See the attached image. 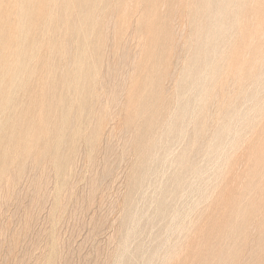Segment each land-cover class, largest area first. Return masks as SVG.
I'll use <instances>...</instances> for the list:
<instances>
[{
  "label": "rangeland",
  "instance_id": "rangeland-1",
  "mask_svg": "<svg viewBox=\"0 0 264 264\" xmlns=\"http://www.w3.org/2000/svg\"><path fill=\"white\" fill-rule=\"evenodd\" d=\"M35 1L0 92V264H264V0H91L83 41L79 0Z\"/></svg>",
  "mask_w": 264,
  "mask_h": 264
},
{
  "label": "bare ground",
  "instance_id": "bare-ground-1",
  "mask_svg": "<svg viewBox=\"0 0 264 264\" xmlns=\"http://www.w3.org/2000/svg\"><path fill=\"white\" fill-rule=\"evenodd\" d=\"M36 1L35 0H12V3L14 5V7L12 6V4H10L12 6V8H15V14L12 12L11 14H13L15 16V23L13 24L14 27H10L8 23H10L12 21V23L14 22V20L10 17V15L8 13H10L9 11L7 12L6 8L8 7H5V10L2 9L1 5H2V0H0V45L2 44L4 46V48H2L3 52L1 53L0 51V92L1 91H4L7 95V92L9 91H13L17 86H18V83L19 81H21L22 79H20L18 81V77L20 74L22 73H26L27 72V65L29 64H26L25 62V59L24 57H26V50H27V46L26 45V40L29 36V31L32 29V27H34V22L30 15L28 13V9L30 7L31 4L35 3ZM49 4H56V0H48ZM201 2V1H200ZM5 3V2H3ZM47 4V2H45ZM130 3V2H129ZM222 0H212V1H209L208 4L211 5H215V13L216 14H221L223 12L222 10ZM39 4V3H38ZM45 4V5H46ZM64 4V3H63ZM68 4V3H66ZM72 4V3H71ZM136 4V3H135ZM7 6L9 5V3L7 2L6 4ZM41 5V4H40ZM98 2H91V0H79L78 2V6L80 8V14L82 15L79 20H78V25H79V37L80 39L83 41L85 39V28H88V27H91L93 25V21L91 20V11H93L94 9H96L98 6ZM4 6V5H3ZM34 6V5H33ZM31 6V7H33ZM49 6V5H48ZM47 6V7H48ZM72 6V5H71ZM46 7V8H47ZM73 7V6H72ZM127 7V6H126ZM194 7V6H193ZM11 8V7H10ZM11 8V9H12ZM34 8V7H33ZM65 8H68L67 6ZM162 8V7H161ZM10 9V10H11ZM31 9V8H30ZM232 9V8H230ZM32 10V9H31ZM35 10V9H34ZM37 10V9H36ZM42 10H43V5H42ZM75 10V8H74ZM125 11V9H122ZM12 11H14V9H12ZM46 11V10H45ZM48 11V10H47ZM46 11V13H47ZM52 11V9H51ZM161 11V10H160ZM244 11V10H243ZM36 12V11H35ZM228 12V11H227ZM39 13V12H38ZM37 13V14H38ZM74 13V12H73ZM111 13V12H110ZM122 13V12H121ZM231 13V12H230ZM233 13V12H232ZM35 13L33 12L32 15H34ZM41 15V13H39ZM43 14V12H42ZM48 14V13H47ZM65 14V13H64ZM97 14V13H96ZM125 14V13H124ZM12 15V16H13ZM50 15V14H49ZM48 15V16H49ZM69 15V14H68ZM121 15V14H120ZM227 15V14H226ZM36 15H34L35 17ZM111 16V15H110ZM38 17V16H37ZM36 17V18H37ZM43 16L41 15V18ZM45 17V15H44ZM118 17V16H117ZM226 17V16H225ZM252 17V16H251ZM256 17V16H255ZM14 18V17H13ZM73 18V17H71ZM97 18V17H96ZM110 18V17H108ZM43 19V18H42ZM47 19V18H46ZM74 19V18H73ZM115 19V18H114ZM113 19V20H114ZM131 19V18H130ZM163 19V18H162ZM212 19V18H211ZM216 19V18H215ZM37 20V19H36ZM110 20V19H109ZM228 20V19H227ZM10 21V22H9ZM40 22V19L38 20ZM37 21V22H38ZM75 21V20H74ZM73 21V22H74ZM162 21V20H161ZM160 21V22H161ZM214 21V20H213ZM242 21V20H241ZM43 22V21H41ZM108 22V20H107ZM132 22V21H131ZM136 22V21H135ZM261 22V21H260ZM11 23V25H12ZM122 23V22H121ZM220 23V22H219ZM228 23V22H227ZM259 23V22H258ZM42 24V23H41ZM67 24V23H66ZM112 24V23H111ZM114 24V23H113ZM40 25V24H39ZM49 25V24H48ZM69 25V24H68ZM67 25V26H68ZM162 25V24H161ZM260 25V24H259ZM65 27V28H68V27ZM157 26V25H156ZM251 26V25H250ZM257 26V25H256ZM255 26V27H256ZM77 27V26H76ZM196 27V26H195ZM254 27V28H255ZM260 27V26H259ZM12 28V29H11ZM108 28V27H107ZM230 28V27H229ZM34 29V28H33ZM39 29V28H38ZM72 29H74L72 27ZM117 29V28H115ZM156 29V28H155ZM154 29V30H155ZM11 30H14V31H11ZM35 30V29H34ZM106 30V29H105ZM153 30V28H152ZM212 30V29H211ZM231 30V29H230ZM33 31V30H31ZM126 31V30H125ZM255 31V29L253 30ZM257 31V30H256ZM12 33V36H11V39H13V32H14V35H15V41L13 39V42H15V45L14 47H10L8 44L11 42H8V40H10L8 37L5 38L6 36L9 35V33ZM34 32V31H33ZM114 32V31H113ZM211 32V31H210ZM6 33V34H5ZM32 33V32H31ZM41 33V32H40ZM115 33V32H114ZM6 35V36H5ZM42 35V34H41ZM114 35V34H113ZM122 35V34H121ZM222 35V31H221V25H217L216 27V24H215V27H214V36L215 37H221ZM263 35V34H262ZM107 35H105L106 37ZM111 36V35H110ZM104 37V36H103ZM143 37V36H142ZM239 37V35H238ZM255 37V36H254ZM261 37V36H260ZM107 38V37H106ZM114 38V36H113ZM251 39V37H249ZM44 39V38H43ZM77 39V38H76ZM141 39V38H140ZM139 39V40H140ZM159 39V38H158ZM254 39V38H253ZM252 39V40H253ZM30 40V39H29ZM47 40V39H46ZM64 40V39H63ZM107 40V39H106ZM144 40V39H143ZM32 41V40H31ZM138 41V40H137ZM152 41V40H151ZM249 41V40H248ZM102 42V41H101ZM141 42V41H140ZM139 42V44H140ZM155 43V42H154ZM177 43V42H176ZM28 44V43H27ZM39 44V43H38ZM66 44V43H65ZM11 45V44H10ZM113 45H114V42H113ZM238 45V44H237ZM2 46V47H3ZM40 46V45H39ZM141 47L143 45H140ZM113 47V46H112ZM36 48V47H35ZM69 48V47H68ZM71 48V47H70ZM69 48V49H70ZM140 48V47H139ZM169 48V47H168ZM6 49H9L10 52H5ZM40 49V48H39ZM173 49V48H172ZM38 50V49H37ZM180 50V49H179ZM214 50V49H213ZM248 50V49H247ZM70 51V50H69ZM68 51V52H69ZM206 53L205 54H208V55H211L213 53V51H208V50H204ZM30 52V51H29ZM234 52V50H233ZM140 53V52H139ZM243 53V52H242ZM234 54V53H233ZM4 55V56H3ZM30 55V54H29ZM157 55V54H156ZM7 56H10L11 58L10 59H7ZM28 56V55H27ZM5 57V58H3ZM247 57V56H246ZM37 58V57H36ZM242 58V57H241ZM30 59V57H29ZM91 60V59H90ZM133 60V59H132ZM204 60V59H203ZM261 60V59H260ZM136 61V60H135ZM29 62V61H28ZM133 63V62H132ZM135 63V62H134ZM230 63V62H228ZM117 64V63H116ZM137 64V63H136ZM69 65V64H68ZM230 65V64H229ZM34 66V65H33ZM71 66V65H70ZM93 66V65H92ZM68 67V66H67ZM92 68V67H91ZM201 70V69H200ZM238 70V69H237ZM76 78H77V82H78V86H77V89L79 91V95L82 97V98H86L87 95H88V92L87 90L85 89V76L82 74V65L78 62L77 63V67H76ZM232 72V71H231ZM236 73V72H235ZM198 74V72H197ZM229 74V73H228ZM235 75V74H234ZM9 76V77H8ZM237 76V75H236ZM20 78V77H19ZM22 78V77H21ZM163 78V77H162ZM233 79V77H232ZM138 80V79H137ZM252 80V79H251ZM198 81V80H197ZM151 82V81H150ZM148 83V82H147ZM146 83V84H147ZM153 83V82H152ZM152 83L148 84V85H151ZM234 83V82H233ZM203 84V83H202ZM20 86V85H19ZM81 88H80V87ZM233 87V85H232ZM151 88V86H150ZM261 88V87H260ZM84 89L86 91H84ZM238 89V88H237ZM201 90H202V87H201ZM20 91V90H19ZM164 91V90H163ZM256 91V90H255ZM8 92V94H9ZM264 93V92H263ZM99 94V93H98ZM234 94V93H233ZM199 95V94H198ZM225 95V94H224ZM100 96V95H99ZM79 98V97H78ZM229 98V97H228ZM244 98V97H243ZM7 99V98H6ZM4 98H0V106L3 102ZM230 100V99H229ZM245 100V99H244ZM176 101V100H175ZM8 102V101H7ZM217 103V102H216ZM218 105V104H217ZM262 105V104H261ZM28 106V105H26ZM31 106V105H30ZM123 106V105H122ZM212 106V105H211ZM227 106V104H226ZM225 106V107H226ZM6 107V106H5ZM217 107H220V105H218ZM100 108V107H99ZM28 109V108H27ZM253 109V108H252ZM4 110V108H3ZM26 110V109H25ZM31 110V109H30ZM27 111V110H26ZM29 111V110H28ZM96 111V110H95ZM107 111V110H106ZM30 112V111H29ZM32 112V111H31ZM35 112V111H34ZM218 112V111H217ZM216 112V113H217ZM263 112V111H262ZM2 114V113H1ZM32 114V113H30ZM223 114V112H222ZM211 115V114H210ZM221 115V114H219ZM239 115V114H238ZM246 115V114H245ZM214 116V115H213ZM208 117V116H206ZM59 118H63V117H58ZM20 119V118H19ZM208 119V118H207ZM22 120V119H21ZM24 120V119H23ZM27 120V119H25ZM72 120V119H71ZM210 120V119H209ZM207 121V120H206ZM40 122V119L39 121ZM255 122V121H254ZM35 123H36V120H35ZM121 123V122H120ZM39 124V123H38ZM72 124V123H71ZM122 124V123H121ZM212 124V123H211ZM250 125V124H249ZM123 126V125H122ZM2 127V123L0 122V128ZM34 127V126H33ZM253 127V126H252ZM35 128V127H34ZM32 129V127H31ZM30 130V129H29ZM255 130V129H254ZM121 131V130H120ZM221 135V134H220ZM263 136V135H262ZM220 138V137H219ZM233 138V137H232ZM216 140V139H215ZM195 142V141H194ZM64 143V142H63ZM97 145V144H96ZM95 148V146H94ZM237 150V149H236ZM31 151H29V149H26L25 150V155L28 156L30 154ZM233 155V154H232ZM259 155V154H258ZM32 156V155H31ZM235 156V155H234ZM261 156V155H260ZM33 157V156H32ZM31 157V158H32ZM233 157V156H232ZM192 158V157H191ZM30 158L28 157L27 161L29 160ZM231 159V158H230ZM38 160V159H37ZM257 161V160H256ZM31 164V163H30ZM57 164H58V167L61 168L62 167V159H58L57 160ZM35 165V164H34ZM64 165V164H63ZM34 167V166H33ZM104 169V168H103ZM231 170V169H230ZM225 171V170H224ZM69 172V171H68ZM106 175V174H105ZM104 175V176H105ZM262 176V175H261ZM213 177V176H212ZM5 178V177H4ZM12 179V178H11ZM38 180V179H37ZM36 182V181H35ZM215 183V182H214ZM259 184V183H258ZM9 186V185H8ZM210 194V193H209ZM64 196V194H63ZM62 196V197H63ZM184 196V195H183ZM61 197V198H62ZM200 197V196H199ZM202 197V196H201ZM63 199V198H62ZM182 200V199H181ZM208 200V199H207ZM206 200V201H207ZM252 207V206H251ZM193 213V212H192ZM191 213V214H192ZM192 244V243H191Z\"/></svg>",
  "mask_w": 264,
  "mask_h": 264
}]
</instances>
